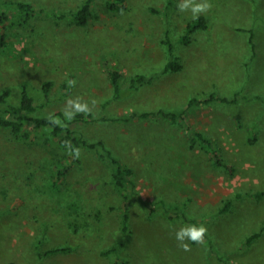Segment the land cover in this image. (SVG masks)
<instances>
[{
	"label": "rangeland",
	"instance_id": "1",
	"mask_svg": "<svg viewBox=\"0 0 264 264\" xmlns=\"http://www.w3.org/2000/svg\"><path fill=\"white\" fill-rule=\"evenodd\" d=\"M84 1L0 0V94L9 92L0 111L19 104L26 84L34 115L104 141L133 174L116 184L105 151L82 147L74 158L51 128L30 120L19 134L0 127V264H264V0H209L207 26L189 42L182 36L196 17L178 9L182 0H124L118 10L94 0L80 25L73 11ZM170 60L182 67L166 71ZM138 74L154 78L128 92ZM45 81L53 82L48 97ZM211 94L238 95L190 105ZM76 98L92 113L65 121ZM160 110L180 116L134 115ZM198 131L233 171L214 163ZM190 224L208 234L185 251L175 232Z\"/></svg>",
	"mask_w": 264,
	"mask_h": 264
},
{
	"label": "trees",
	"instance_id": "2",
	"mask_svg": "<svg viewBox=\"0 0 264 264\" xmlns=\"http://www.w3.org/2000/svg\"><path fill=\"white\" fill-rule=\"evenodd\" d=\"M93 3L94 0H85L82 4L79 5V7L73 11V16L76 20V22L80 25H85L89 22L92 14H93ZM18 6L23 11H30L32 8V5L30 3L18 1ZM108 4L111 9L118 10L124 7V0H114V1H108ZM206 17L204 15H199L192 21L188 23V26L186 28L185 34L182 36V40L184 42H189L190 35L195 30H197L200 27H206ZM253 32V31H251ZM5 35H0V45L5 43L4 41ZM250 41L252 44V47L254 50H256V42H254V34L251 33ZM181 64L176 60H170L167 62L165 66V70H179L181 68ZM110 78L112 81V85L114 88L115 97H121L123 95V88H122V73L117 67H113L110 70ZM154 76H146L144 74H138L131 79V84L128 87V92H132L133 90L138 89L141 85L145 83H149L152 81ZM53 85L52 81H45L43 84V91L46 97L49 96L51 86ZM8 90H4L0 94V101L5 100V97L8 95ZM238 95V94H236ZM235 95V98H229V97H222L217 96L214 94H211L208 98L204 99L203 101L198 98H193L190 102V105L197 104L201 102H211L213 100H220L222 102H234L236 101L237 96ZM38 110V105L35 102V97L32 95L28 85H23L22 91H21V98L19 104H10L5 112L0 111V127L5 128H11L14 133H21L23 131L24 127V121L30 120L31 123L34 125L35 128H51L52 134L55 136L60 137V143L63 147L70 146L71 148H79L82 147H88V148H94L99 151H105L106 155L109 157V159L114 164V180L116 184L120 186H125L126 183L129 181V176L133 174V170L130 167H127L122 164L120 159L113 154V152L107 148L106 143L104 141H97V142H89L86 139L81 138L80 136L74 135L72 129L67 126L65 127H59L51 124L49 122V116L50 115H34ZM162 114L166 118H170L173 121H176L179 118V113L176 112H169L166 110H160L158 112L156 111H143L140 113H134L136 116L140 117H148V116H159ZM84 114H77L75 116V119L80 120L84 118ZM65 131V134H62ZM195 136L203 141H206L207 143L211 144V152L214 155V163L216 165L226 166L228 169L233 171V167L225 162H223L219 149L215 146H213L212 140L208 139L205 134L202 132H195ZM69 141L70 144L66 145L65 142ZM102 154V152H101ZM259 195V194H258ZM231 205V201H227L224 205V207L221 208V212H225L229 210ZM129 214L126 213L124 217V223L125 226L128 224ZM260 236V233H254L250 235L247 238V242H252L255 238ZM113 264H126L124 261L119 262L116 261Z\"/></svg>",
	"mask_w": 264,
	"mask_h": 264
},
{
	"label": "clouds",
	"instance_id": "3",
	"mask_svg": "<svg viewBox=\"0 0 264 264\" xmlns=\"http://www.w3.org/2000/svg\"><path fill=\"white\" fill-rule=\"evenodd\" d=\"M212 8V4L209 0H203V2H197V0H182L178 5V9L181 12L190 10L193 14V17H198L199 15L206 13ZM68 85L70 87L76 86L75 80H68ZM93 105L96 103L95 100L92 101ZM92 113V108L89 106L88 102L82 101L81 98L69 99L67 101L66 107L63 111L65 121H71L75 118L77 114L90 115ZM49 122L55 126L67 127V123L62 121L59 117L49 116ZM66 145H69L70 142L66 141ZM69 155L74 156V158L80 157V149L72 148L69 150ZM208 234V229L204 224H190L181 227L175 232V238L179 242V246L185 250L190 251V241L191 243L203 245L205 244V236Z\"/></svg>",
	"mask_w": 264,
	"mask_h": 264
}]
</instances>
